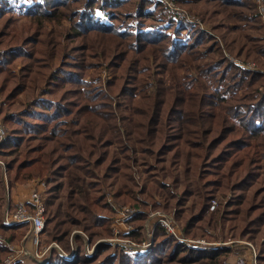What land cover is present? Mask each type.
<instances>
[{
    "label": "trees",
    "instance_id": "trees-1",
    "mask_svg": "<svg viewBox=\"0 0 264 264\" xmlns=\"http://www.w3.org/2000/svg\"><path fill=\"white\" fill-rule=\"evenodd\" d=\"M95 1L34 0L26 13L32 18H52L69 9L76 26L84 23L82 27H72L74 39L84 41L85 35L92 33L102 41L101 56L108 62L113 58L115 77L107 91L100 86L99 77L92 76L86 81V73L61 63L63 58L72 56L70 49H81L84 55L87 45L84 47L83 41H71L63 51L60 39L51 37L47 59L42 61L35 54L44 40L34 47V36L16 41V34H11L15 43L0 50V73L6 74L0 93L8 89L6 99L20 94L26 99L13 111L4 112L5 101L0 107L1 118L11 127L0 143V158L5 166L0 164V188L4 190V173L11 187L21 180L45 182L46 243L56 241L65 252H70L71 226L88 230L91 239L113 235L112 217L101 215L98 208H109L112 212V206L94 179H103L110 188L118 187L116 192H110L117 202L131 200L135 202V205L130 203L132 207L142 208L147 204L130 187H139L136 173L145 175L147 181L153 180L151 172L157 168L154 161L159 164L175 161L170 167L161 165L173 184L154 186L143 179L149 196L164 197L163 205L155 202V207H151L170 212L175 208L173 218L183 220L179 226L191 238L204 237V231H196L204 223L197 225V221L204 220L214 228L221 222L224 229L225 223L233 220L238 226H232L233 230L237 228L230 235L232 238L254 240L251 233H263L260 226L264 223V211L250 216L260 207L256 198L261 185L257 186V178L264 175V71L243 68L232 56L253 58L264 66V24L255 12V4L252 0H204L213 12L223 14V20L215 21L214 27L224 26L229 32L224 47L208 33L211 43L199 49L205 37H198L196 43L193 37L182 45L168 35V30L175 27L193 32L198 29L197 24L166 12L159 0L102 1L103 9L114 19L135 15L133 22L137 27L156 19L157 14L161 16L152 28H138L135 32L105 23L93 9ZM123 5L126 11L118 13L115 9ZM3 7L0 17L1 10L15 9ZM204 19H210L208 13ZM231 20L233 23H226ZM132 35L137 41H131ZM184 56L190 59L182 65ZM19 59L23 69L17 75L18 62H15ZM182 69L185 71L181 72ZM191 69L197 75H189ZM154 70L160 71L156 81H150ZM75 72L78 77L68 80L67 74ZM67 81L75 86L67 89ZM69 94L73 95L72 99H68ZM113 99L118 103L116 110L111 106ZM96 119L106 126L96 123ZM98 168L102 176L97 175ZM178 175L184 182H190L185 185L183 195L196 196L185 208L174 190ZM112 179L119 181H107ZM121 187L126 188L125 193ZM217 187L247 190L236 202L241 208L233 210L229 202L223 209L217 207L211 211L214 196L211 188ZM95 191L99 195H94ZM144 210L129 219L136 228L123 236L141 241L144 225L136 222L148 217V210ZM184 211H188L187 216ZM78 214L85 216L83 220ZM86 220L89 223L84 224ZM66 224L70 225L65 227ZM29 227L28 221L7 225L0 203V235L6 233V237L0 238V263L11 251L9 244L15 242V234L22 236ZM262 242L264 245V239ZM97 251L89 256L80 243L73 258L54 249L49 260L50 264H222L231 250L224 245L194 247L176 239L158 224L150 249L130 253L122 246L112 249L103 242ZM11 264L24 263L17 260ZM259 264H264L262 248Z\"/></svg>",
    "mask_w": 264,
    "mask_h": 264
},
{
    "label": "rangeland",
    "instance_id": "rangeland-1",
    "mask_svg": "<svg viewBox=\"0 0 264 264\" xmlns=\"http://www.w3.org/2000/svg\"><path fill=\"white\" fill-rule=\"evenodd\" d=\"M2 3H0V7H2L1 9H5L3 7V5L5 6H9L10 8H15L14 10H1L3 11V15L2 17H0V50L7 47V45H12L15 43L14 40H11L10 35L11 34H16L17 40L16 41H23L28 39L30 36H34V47H37L39 45V41H43L44 40V44H42L41 49L38 50V52H36V59L42 61L47 59V55H48V51L50 50V45H49V39L51 37L54 38H58L60 39V41L62 42V44L64 45L63 51H66V45H69L71 43V41H83L82 39H74L73 37V32L72 31V27H74L75 25V20L72 19L70 10L68 9H64L65 12L63 13H58L56 15H54L52 18H41V17H36V18H32V15L27 14V7H29L34 0H0ZM99 1V2H97ZM94 2V6L93 9L96 11L97 14L101 15L103 21L109 25H113L116 24L118 29L120 30H129L131 29L132 32H135L138 28H152V24L154 23H158L157 21H159L161 18V16H158L159 14H157V16L155 17L156 19H152V20H148L146 22H143L142 26H135L133 20L136 19V16L133 15L132 17H127V16H122L119 17L117 19L112 18L110 12L106 11L103 9V5H102V1L103 0H97ZM158 1V0H156ZM161 1V3H163V5L166 7V12L172 14V15H176L178 19H187L189 22L191 23H195L197 24V28L196 30H193V32H186L187 28L185 27H175V28H171L168 30V35H170L171 37H173V39H175L178 43L182 44V45H186V43L192 40L194 43H196V39L198 37H205L204 38V44L199 48L201 49L202 47H207L209 45V43H211V37H215L216 41L219 42L221 44V46L223 45V41L226 38V33H228L229 31L224 27H214V23L215 21L218 20H223V14L219 13V12H213V8H211L210 6L205 4L204 0H170V3H167L165 0H159ZM253 3L256 6V10L257 13H259L260 15V19L261 21H263L264 24V0H252ZM172 3V6L174 7V9H172L170 7V4ZM76 5V4H74ZM233 6V5H232ZM227 7L231 8V5H227ZM111 9V8H109ZM132 9L129 8V10ZM239 9H243L245 11H249L248 9H245L244 7H239ZM9 10V9H8ZM118 13H124L126 11V8L124 7V5L122 6V8H116L115 9ZM7 11V12H6ZM6 12V13H5ZM160 13V12H159ZM205 13H208L210 16L209 20H205L204 16ZM8 19V21L6 22V20ZM81 20H83L81 18ZM77 21H79L77 19ZM234 20L231 21H226V23H233ZM82 25H84V23L81 24V26H76V27H82ZM179 29L180 33L176 30ZM200 30V31H199ZM202 31H206L204 33L201 32ZM192 31V30H191ZM195 32V35L193 36V33ZM210 33L211 37L207 36V34ZM213 35V36H212ZM222 35H224L222 37ZM131 41L135 42L137 41L134 36H130ZM107 41V40H105ZM140 41V40H139ZM101 43L98 39H96L95 35H92V33L90 34H86L84 41H83V46L85 47L87 45L86 51L83 52L85 53L84 55H82V50L81 49H70V53L72 56H70L69 58H63V61H61V63H66V66H68L69 68H72L74 70H79L82 71L83 73H86V81H90L92 79V76H97L99 77L100 82L101 83V87H103L106 91L108 90V84L109 82L114 80L115 77V69L112 67V60L113 58H111L110 62H108V60H105L103 56H101ZM72 45V44H71ZM205 45V46H204ZM224 47V46H222ZM87 53V54H86ZM67 59V60H66ZM98 59V61H97ZM190 59V57L184 56L183 57V62L182 65H185L188 60ZM232 59L241 67L243 68H247V67H252L253 69H259L264 71V66H261L258 64V60L256 59H248L245 60L243 58L240 57H233ZM179 59H177L178 61ZM19 61H21L20 59L17 60L15 62V64L17 63L16 67H15V73L17 75H20L23 69L22 63H20ZM66 61V62H64ZM178 65V64H177ZM15 66V65H14ZM56 68H54L55 70ZM252 69V70H253ZM160 70H154L153 73L155 74L150 81H156V77H157V72ZM185 69H182L181 72H184ZM189 75H197L196 71L194 69H191ZM6 74L0 73V87L2 85V83L4 82L3 77ZM78 75L77 73H71V74H67V79H74L77 78ZM96 81V80H95ZM97 82V81H96ZM262 86L264 88V78H262ZM11 85V83H10ZM75 85H72V83L70 82H66L65 87L67 89H70L72 87H74ZM82 86L85 87V83L82 84ZM9 92V90L7 89L6 91H4V93H0V107L2 106L3 102L5 101L6 104L2 107L4 112H8V111H13L14 109L18 108L19 104L24 102L26 99L24 97V95L20 94L18 96H13V98H7L6 99V94ZM40 93V90L37 91V94ZM73 95L69 94L68 95V99H72ZM32 101V100H31ZM30 101V102H31ZM111 106L113 107L114 110L117 109L118 107V103L116 102L115 99H113V105L111 104ZM123 109H125V107L123 106ZM78 115V114H77ZM0 120L3 121V119L0 116ZM96 123L102 124L104 126H106V124L102 121V120H95ZM3 123L7 126L8 130L10 131L11 127L9 125H7V123H5L3 121ZM123 125V122H121ZM120 125V124H119ZM117 126L119 128H121L120 126ZM123 128V127H122ZM124 131V129L122 130ZM1 161H3L0 158ZM4 162V161H3ZM154 165H156L155 167H157L156 169L152 170L151 173H153L152 175H154V179L153 180H146L145 179V175H143L142 173L138 172L136 174H139V176L137 175V182L139 181V187H134V186H130L131 188L135 189L136 195L139 197L140 200H143L147 206H142V208H137V210H142L145 211V209L148 210V217H146L143 221L140 220L139 222H136V224H141L144 225V227L142 228V230L140 231L141 233V241L144 239L149 238L150 239V232L152 230V214L156 211H162L164 213H166L167 215L174 217V210L175 208L172 209V212L170 211H166L163 209H156V208H152L155 207L154 203L155 202H159L162 205L164 204V197L162 195H154V197L149 196L148 194V190L146 186L144 185L143 179L145 180L146 183H148L149 185L154 184V186L156 185V183H165V184H173V180L171 178H168L166 175V172L163 170L162 166L163 164H165V167H170L173 166L176 162L173 161L171 162H165L163 164H159L157 162L154 161ZM1 164V163H0ZM3 167H5L3 164H1ZM119 166V165H118ZM97 171V175L98 176H102L103 172L100 170V168L96 169ZM119 171H123L122 169H120ZM4 190L0 188V203L2 205V212L6 213V210L10 211L11 213L14 212V210H17V202L18 200L16 196H18V193L22 190L23 185L25 187L30 188V191L32 192L33 190L41 189L40 185H34V186H28L26 185L28 182L24 183L21 181H18L15 186H12L9 184L10 182H8L9 177L7 176L6 173H4ZM141 177V180L139 179ZM215 178V177H214ZM94 179V178H93ZM176 179H178L175 182L176 188H174V190L177 193V199L181 200L183 205V208L188 207L191 204V200L194 199L196 196L192 193V194H185L183 195V190L185 189V185L190 183L189 181L184 182L183 181V177L181 175L176 176ZM179 179H182L179 180ZM96 181V183H100V187L103 188L102 191H104V193L106 194V198L107 202H110V206H112V212L109 210V208L103 209V208H99V212L101 215H106L108 217H112V222L114 217H117L119 215L118 210L121 209L122 206H127V207H131V208H136V207H132L131 204L134 203L133 205H135L134 201L129 200L128 202H124L121 200H118V202L112 197L111 193L112 192H116L119 188L115 187V186H111L108 187L107 184H105L103 179H94ZM257 180L259 181L257 183V186H260L259 188V193H257V201L260 203V207L258 208V210L254 211L250 216L255 217L256 215H258V213L264 211V175L261 176L260 178H257ZM100 181V182H99ZM107 181H111L113 183H116L119 180H107ZM33 182H37L35 180H30L29 183L30 185ZM105 185V186H103ZM172 188V187H170ZM21 189V190H19ZM139 189V190H138ZM141 189L144 190L143 193L139 192L141 191ZM214 189L212 190V194H214L212 199H216L217 201V207L219 208H224L226 207L227 203L230 202L231 207L234 209H238L241 208V206H236V202H238L240 200V197L244 196L245 193L247 192V190L245 191H241V190H221L218 187L217 188H211ZM138 190V191H137ZM146 190V191H145ZM171 190V189H170ZM29 191V192H30ZM126 188L125 187H121V192L125 193ZM111 192V193H110ZM154 193V192H153ZM181 193V195H180ZM225 193L223 196L222 194ZM98 194L97 191L94 192V195ZM247 194V193H246ZM99 195V194H98ZM135 195V196H136ZM125 197V195L123 196ZM172 202L174 203V201L172 200ZM131 203V204H130ZM121 206V207H120ZM152 206V207H151ZM177 207V206H175ZM216 207V208H217ZM196 211V210H195ZM80 220H83V218L85 217L83 214H78ZM174 215V216H173ZM188 215V211H184V216ZM235 216H232V218ZM61 219H63L64 217L61 215L60 216ZM65 219V218H64ZM175 221L176 225H182L183 220H178ZM257 222V221H256ZM84 224L89 223L87 220L83 222ZM131 223V222H130ZM202 223H204V227H200L199 229L196 228L197 233H202L204 234V239L206 240H210V241H216V242H226L229 240H244V241H248L251 242L255 248L259 250L262 248V250L264 249V245H263V239H264V223L260 226V228L263 230V233H251V235H254L255 239L254 240H249V239H245L242 237H236V238H232L230 235L234 234L235 231H237V228H235V230L232 229V226H238L237 222L233 221V220H228L225 223V228L223 229V226L221 225V222L219 223L218 228H214L213 226H209L207 223L204 222V220L201 221H197V225H201ZM133 225V229L136 228V225L134 223H131ZM70 224H66L65 227H68ZM179 226V227H180ZM73 227L71 230V233L69 235V244L71 246V250H76V248L78 247V245L80 243H82V245L84 246V248L86 249H90L91 254L87 252V254L90 255H94L96 252H98V247L100 246L101 243L103 242H107L110 244V246L113 248H116V246L114 244H112V241H110V238L115 237L116 233L114 230V226H112V231H113V235L111 236H105V237H100L97 239H91V237L89 236L88 230H84L81 226H71ZM104 227V226H103ZM123 227V226H122ZM121 227V228H122ZM255 227V226H254ZM30 228V227H29ZM181 229V227H180ZM102 230V229H101ZM182 230V229H181ZM123 231V230H122ZM103 231H101L100 233H102ZM23 235L20 236L18 234L16 235V239L15 242L12 244H9V246L11 247V251H9V253L7 255L4 256L3 261L0 264H3V262L5 260H7L9 257L15 256L17 258H19V250L20 249H29L32 250L33 247H35L32 236L30 234L29 229H26L23 233ZM6 237V233L2 234ZM2 235H0V238L3 239V237H1ZM78 235H80V239L78 240ZM101 235H105L104 232ZM122 235V233H121ZM47 233H44L43 236H41V242L42 243H46L47 241ZM189 237V236H188ZM122 238H127L126 236H122ZM130 238V237H129ZM191 238V237H190ZM198 238V237H197ZM201 238V237H199ZM196 239V238H195ZM135 240V239H134ZM52 242V241H51ZM242 245V248L245 249V256L246 254V250L248 247L247 245ZM22 260V262L24 264H34L35 261L32 260L31 257H21L20 258ZM11 264V263H10Z\"/></svg>",
    "mask_w": 264,
    "mask_h": 264
},
{
    "label": "built area",
    "instance_id": "built-area-1",
    "mask_svg": "<svg viewBox=\"0 0 264 264\" xmlns=\"http://www.w3.org/2000/svg\"><path fill=\"white\" fill-rule=\"evenodd\" d=\"M167 3H170V0H165ZM170 7L174 9L172 3ZM252 70V67H247ZM9 134V130L7 126L0 120V143ZM0 163L4 165V162L0 160ZM40 185L41 189L33 190L29 192V198L26 201H22L17 203V210L14 212H10L6 210L4 220L7 225L17 224L23 221H28L30 224V234L32 236L35 247L32 250L20 249L18 252L19 258L12 256L3 262V264H10L14 261L21 260V257H31L34 264H50L49 256L51 252L56 249L59 253L64 255L67 258H73L75 255V250H71L70 252H65L60 244L56 241H52L49 243H42L41 236L45 233L46 226V196L45 182H33L31 185ZM121 207V206H120ZM217 207L216 199H212L210 203V210L213 211ZM119 215L114 217L112 226H114L115 237L110 238L112 244L115 246L119 245L124 247L127 252H142L143 250L150 249L154 239V230L155 227L160 224L165 230L173 235L176 239L185 242L194 247H203V246H229L230 252L223 260L222 264H259V253L255 246L248 241L244 240H229L226 242H216V241H208L201 238H190L186 236L183 231L180 229L178 225L175 224L174 218L167 215L162 211H156L152 214V230L150 232V239H144L142 241H137L132 238L127 237L122 238V236L126 233H129L133 230V225L129 222V219L139 211L137 208H131L130 206H122L121 209L118 210ZM123 226V227H122ZM122 227V228H121ZM123 230V231H122ZM122 233V235H121ZM247 245L246 250L242 248V245ZM90 249H87V252L91 254Z\"/></svg>",
    "mask_w": 264,
    "mask_h": 264
},
{
    "label": "crops",
    "instance_id": "crops-1",
    "mask_svg": "<svg viewBox=\"0 0 264 264\" xmlns=\"http://www.w3.org/2000/svg\"><path fill=\"white\" fill-rule=\"evenodd\" d=\"M26 185L32 186V185H30L29 181H28V183ZM19 190H21V189H19ZM29 191H30V188L25 187L23 185L22 190L18 193V196H16L17 199H15V200H18L17 202H22V201L28 200V198H29Z\"/></svg>",
    "mask_w": 264,
    "mask_h": 264
}]
</instances>
